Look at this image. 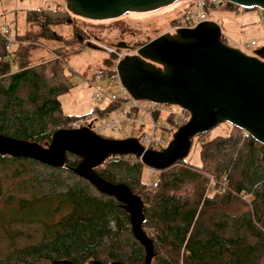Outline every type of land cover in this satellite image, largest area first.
Returning a JSON list of instances; mask_svg holds the SVG:
<instances>
[{"label":"trees","instance_id":"trees-1","mask_svg":"<svg viewBox=\"0 0 264 264\" xmlns=\"http://www.w3.org/2000/svg\"><path fill=\"white\" fill-rule=\"evenodd\" d=\"M29 16L38 27L37 36L52 39L50 25L57 21L35 11ZM20 37L16 34V39ZM2 46L0 36L1 52ZM26 51L12 48L9 61L0 54V77L9 75L7 85H0V135L42 145L54 131L69 128L66 124L71 121L62 115L57 100L64 88H49L44 97L37 96L36 85L43 82L27 67ZM13 65L17 71L11 73ZM239 132L242 136L199 140V165L183 160L173 164L158 172L155 188L140 184L141 164L131 156L110 158L102 170H95L110 183L125 184L142 200L141 228L153 249L150 264H264V147L256 149L258 144ZM7 159L27 160L0 157V161ZM27 161L25 166L19 164L24 172H34L35 166L49 170L46 194L37 190L40 174L22 184L30 186V198L55 201L69 211L59 218L53 234L11 249L0 264H143V248L133 239L128 216L117 202L91 195L89 189H94L65 168ZM76 162L66 157V165L73 167ZM63 172L70 177L67 181H76H61ZM242 196L249 200H241Z\"/></svg>","mask_w":264,"mask_h":264},{"label":"water","instance_id":"water-1","mask_svg":"<svg viewBox=\"0 0 264 264\" xmlns=\"http://www.w3.org/2000/svg\"><path fill=\"white\" fill-rule=\"evenodd\" d=\"M58 1L74 17L101 22L127 14L151 16L187 0ZM223 1L245 10L264 12V0ZM221 35L215 22L201 21L192 28L177 29L173 34H162L138 44L133 53L114 65L120 86L134 100L175 106L188 114L187 121L171 134L164 148L144 149L133 137H101L92 131L89 122L54 131L46 145L0 135V157L65 168L98 194L113 199L127 214L131 235L143 248V264H150L153 249L141 228L142 200L125 184L110 183L95 170L107 159L131 156L151 171H164L186 158L193 138L207 134L221 123L242 131L264 147V47L248 56L224 44ZM111 47L131 49L123 42ZM67 156L77 160L73 167L65 164Z\"/></svg>","mask_w":264,"mask_h":264},{"label":"rangeland","instance_id":"rangeland-1","mask_svg":"<svg viewBox=\"0 0 264 264\" xmlns=\"http://www.w3.org/2000/svg\"><path fill=\"white\" fill-rule=\"evenodd\" d=\"M194 1L187 0L174 8L151 16L133 17L127 14L115 20L93 22L61 11L63 3L58 0H46V6L50 8L48 12L42 10L43 5L38 0H0V14H2L0 15V26H8L14 30L15 35L22 36L16 39L17 42L12 48L16 52L27 49L25 52L27 67L43 82L42 86L36 85V89L39 88L35 90L38 97H44L49 88L62 87L65 89L57 96L60 110L62 115L70 118L71 122L66 125L69 128H77L92 118L91 116L85 119L91 111L104 110L108 106L107 101L92 100L91 95L95 90L109 91L118 97L125 95L118 80H111L106 70L111 69L112 63L116 61V55L122 58L126 50L114 49L111 46L118 42L138 45L162 34H173L176 20L185 7L190 6ZM32 11L40 13L49 21H57V24L50 25V30L54 33L50 35L52 39H41L42 37L39 36L42 35L37 36L38 27L30 21L29 16ZM209 19L215 22L221 33L232 41L227 43L228 46L245 55L251 56L258 47L264 46V41H262L264 13L257 10H242L241 12L220 10L211 11ZM67 20H70V23H67ZM236 40L245 43L255 41L256 44L249 47L238 46L234 43ZM86 43L90 46H86ZM105 49H113L114 53L110 54ZM15 71L17 69L13 65L11 73ZM100 72L103 73V77L94 83V88L89 87L87 80L91 81ZM8 78L9 75L0 77V85L5 87ZM82 117H84V122L81 124L79 119L82 120ZM109 119L120 123L123 129L122 134L105 129L96 131V134L112 139L129 138L134 137L131 132L133 126L136 128L143 126L144 134L151 135L150 120L141 111H136L134 119L129 122L125 117L122 118L115 108L108 110L107 114L102 116L103 121ZM239 131L226 123H221L207 134L193 138L189 153L183 162L193 167L199 165V140L204 142L218 136L225 138L229 135H239ZM158 133L157 128L156 135ZM242 134L245 133L242 132ZM170 136H167L168 139L162 148L166 146ZM259 146L261 145H255V148L258 149ZM126 161L132 163L131 159H126ZM27 162V160L11 162L9 159L0 161V260L7 258L13 248L22 249L32 241L38 242L43 237L53 234L58 226L59 218L69 211L64 204L59 205L51 200L46 203L30 198V186L22 184L27 181L31 182L32 176L40 174L41 180L37 190L40 194H46L49 188L46 181L49 170L35 166L34 172L27 169L24 172V167L19 164L25 166ZM261 164L264 167V163ZM103 167L102 164L96 170L100 171ZM158 175V172L141 165L138 174L139 182L141 185H147L156 181ZM69 178L64 172L59 175V179L64 183L76 181L77 177L67 181ZM94 192L89 189L91 195H99ZM208 196H212L210 192ZM241 200L246 202L249 198L242 196ZM44 204L46 207H43Z\"/></svg>","mask_w":264,"mask_h":264},{"label":"built area","instance_id":"built-area-1","mask_svg":"<svg viewBox=\"0 0 264 264\" xmlns=\"http://www.w3.org/2000/svg\"><path fill=\"white\" fill-rule=\"evenodd\" d=\"M17 1V0H16ZM43 6L42 10L45 12L50 11V8L46 6V0H38ZM230 7V8H229ZM237 11L241 12L245 10L241 7L233 6L228 4L223 0H195L191 3L190 6L185 7L182 11L180 17L175 22V30L181 28H192L197 23L201 21L210 20L209 13L211 11ZM61 11L65 10L64 6L62 5ZM258 11V10H257ZM264 13L263 11H259ZM174 30V31H175ZM222 34V33H221ZM0 36L3 39V46H2V56L3 60L9 61L11 57L12 47L16 44V35L13 29L9 28L8 26H0ZM226 40V42H230L225 35H221ZM262 41H264V36L262 37ZM232 42V41H231ZM245 46H254L255 41H249L248 43L244 44ZM108 53H114L113 49H105ZM121 57L116 55L115 63H112L111 69H107V75L111 80L117 79L116 72L114 69V65ZM103 77V73L100 72L99 74L95 75L91 81L87 80V84L89 87L94 88V83ZM119 83V82H118ZM120 85V84H119ZM122 88V87H121ZM124 91V89L122 88ZM125 95H121V97L116 96L115 94L107 91L101 92L99 90H95L91 98L94 101H107V108L117 109L120 113V116L123 118L125 117L129 122L134 119L135 112L141 111L145 114V116L150 120L149 129L151 130V135L146 136L143 132V126H139L136 128L133 126L131 132L134 134V137L138 144L143 147L144 149L149 150H160L165 142L167 141V136L169 137L179 126L183 125L187 119L188 114L178 107L175 106H167L162 104L156 103H149L145 101H137L134 100L131 96H129L125 91ZM140 102V104H138ZM164 121V122H162ZM79 122H84V120H80ZM89 122H92V131L96 133V131H100L101 129H105L109 132H116L117 134H122L123 129L120 126V123L109 119L107 121H103L101 118L94 116V118H90L83 123V126ZM158 128L159 133L156 135V129ZM118 158V157H113ZM152 188L156 187V183H150Z\"/></svg>","mask_w":264,"mask_h":264},{"label":"crops","instance_id":"crops-1","mask_svg":"<svg viewBox=\"0 0 264 264\" xmlns=\"http://www.w3.org/2000/svg\"><path fill=\"white\" fill-rule=\"evenodd\" d=\"M184 3V2H183ZM228 38V37H227ZM229 39V38H228ZM230 40V39H229ZM234 42V41H233ZM236 45H238V46H242V45H244L245 44V42H241L240 40H236L235 42H234ZM256 44V43H255ZM245 46V45H244ZM262 47H264V46H262ZM259 48H261V47H258L257 49H259ZM256 49V50H257ZM107 65H108V63H107ZM106 65V66H107ZM112 108H105L104 110H94V111H91L88 115H86V117H85V119H87V118H89V117H91L92 116V118H94V116H97L98 118H101L102 119V116H104V115H106L107 114V112H108V110H111ZM83 119L82 120H84V117H82ZM81 119H79V121H80ZM151 183V182H150Z\"/></svg>","mask_w":264,"mask_h":264},{"label":"flooded vegetation","instance_id":"flooded-vegetation-1","mask_svg":"<svg viewBox=\"0 0 264 264\" xmlns=\"http://www.w3.org/2000/svg\"><path fill=\"white\" fill-rule=\"evenodd\" d=\"M127 47H130L131 49H130V51L126 50V52L124 53V56L128 55L129 53L130 54L133 53L135 51L136 47H137V44H135V45H127ZM108 61H110V60H108ZM107 160H109V159H107Z\"/></svg>","mask_w":264,"mask_h":264},{"label":"bare ground","instance_id":"bare-ground-1","mask_svg":"<svg viewBox=\"0 0 264 264\" xmlns=\"http://www.w3.org/2000/svg\"><path fill=\"white\" fill-rule=\"evenodd\" d=\"M178 6V5H177ZM176 7V6H175ZM174 8V7H173Z\"/></svg>","mask_w":264,"mask_h":264}]
</instances>
